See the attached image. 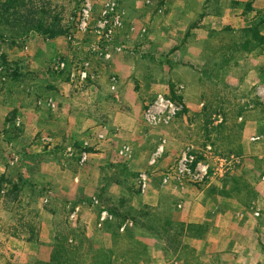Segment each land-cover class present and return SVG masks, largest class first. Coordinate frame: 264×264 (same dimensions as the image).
I'll return each instance as SVG.
<instances>
[{
  "label": "rangeland",
  "instance_id": "374dc122",
  "mask_svg": "<svg viewBox=\"0 0 264 264\" xmlns=\"http://www.w3.org/2000/svg\"><path fill=\"white\" fill-rule=\"evenodd\" d=\"M17 2L0 16V264H200L181 227L141 203L137 180L146 172L158 189L154 170L187 148L211 161L208 174L239 152L248 167L239 200L260 207L249 158L264 156V0ZM159 94L179 109L153 126L143 113ZM115 109L133 124L135 144L117 143L132 156L114 146L118 162L100 166L92 154L118 132Z\"/></svg>",
  "mask_w": 264,
  "mask_h": 264
},
{
  "label": "crops",
  "instance_id": "0c3cea01",
  "mask_svg": "<svg viewBox=\"0 0 264 264\" xmlns=\"http://www.w3.org/2000/svg\"><path fill=\"white\" fill-rule=\"evenodd\" d=\"M188 54L186 58H189ZM127 118L128 115L122 110L112 111L109 125L118 132L110 139L99 140L96 147L98 152L92 154L97 165L118 162L117 150L114 148L118 147V139H121L123 144H135V139L129 138L132 135V132H129L132 131L133 124L128 123ZM136 141V144L143 146L146 140L138 138ZM243 141V138H239L236 146L243 144ZM131 154L130 150L128 157L132 156ZM217 158L221 160L217 166L218 171L208 174L204 182L184 186L182 182L172 181L168 184L160 183L158 189H155L150 181L147 192L140 201L152 208L158 207L163 219L182 224L185 228L189 225L200 228L198 235L191 234L185 229L183 232V241L191 242L195 258L200 264H219V259L227 257L228 254L233 258L234 264H252L254 259H256L254 263L264 264V170L261 171L260 160L264 156L255 153L249 158L253 161V168L259 172L253 186L254 190H257L258 198H261L260 207L252 210L246 209L239 200V196L246 192L243 184L247 179L246 156L238 152L232 154V158L224 156ZM225 161L228 163L226 166ZM155 170L154 172L159 173L162 178L165 172L161 167L158 166ZM235 180H239L238 183L234 184ZM114 188L115 186H112L111 190ZM163 194L172 195L174 200L164 197ZM251 232H255L254 236H251ZM43 250L44 248L40 246L37 248V254L41 255Z\"/></svg>",
  "mask_w": 264,
  "mask_h": 264
},
{
  "label": "built area",
  "instance_id": "2783aa9c",
  "mask_svg": "<svg viewBox=\"0 0 264 264\" xmlns=\"http://www.w3.org/2000/svg\"><path fill=\"white\" fill-rule=\"evenodd\" d=\"M114 3H107V6H111ZM89 16V9L87 6H84L80 13L79 27L80 29H85L87 25V20ZM111 31V30H109ZM179 109L178 104L175 101H172L165 97L164 95H158L151 105L143 113V117L148 124L153 126L167 124L169 121L174 118ZM211 147H207V152L205 156L210 155ZM118 154L122 157H128L130 155V147L123 145L118 150ZM87 157V154L83 152L81 154V162H83ZM220 159V158H219ZM218 159V160H219ZM221 160H219L220 162ZM154 158L150 159L149 164H153ZM221 163V162H220ZM226 161L224 162V164ZM211 162L209 160L199 159L189 148L182 152L174 167L167 170L161 178L162 184H168L172 181L182 182L185 179L190 181L201 180L204 176L208 174V170ZM138 185L142 191L147 188L149 182V176L146 172L139 173L138 176ZM111 218V215L107 211L102 210L100 220Z\"/></svg>",
  "mask_w": 264,
  "mask_h": 264
},
{
  "label": "trees",
  "instance_id": "16d2710c",
  "mask_svg": "<svg viewBox=\"0 0 264 264\" xmlns=\"http://www.w3.org/2000/svg\"><path fill=\"white\" fill-rule=\"evenodd\" d=\"M18 5V2L17 0H0V16H1V12H8L9 10H14ZM57 35V34H56ZM163 219V218H162ZM165 220V223H166V228H169L171 227L172 225L174 226H180L181 227V230H180V235H183V232L186 230L188 231L189 233L192 234L191 232V228L195 227L193 225H189L187 228H185L182 224H177V223H174L173 221L171 220H166V219H163ZM197 230L200 229L198 227H196ZM185 229V230H184ZM167 232L169 233V230H167ZM194 234V233H193ZM194 235H198L197 233L194 234ZM163 239V238H162Z\"/></svg>",
  "mask_w": 264,
  "mask_h": 264
}]
</instances>
